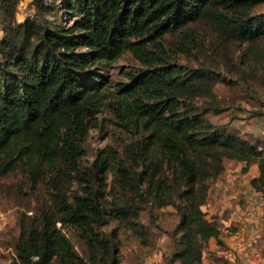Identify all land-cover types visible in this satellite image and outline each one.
<instances>
[{"label": "trees", "instance_id": "obj_1", "mask_svg": "<svg viewBox=\"0 0 264 264\" xmlns=\"http://www.w3.org/2000/svg\"><path fill=\"white\" fill-rule=\"evenodd\" d=\"M22 1L0 0V178L19 173L29 189L43 192L20 214L17 257L23 264H52L55 258L83 264L61 222L103 250L101 264H122L120 249L147 242L139 216L149 195L160 206L177 208L172 260L205 264L210 240L220 243L222 233L216 216L204 210L210 185L228 158L244 162V171L257 164L259 175L250 183L262 190L264 136L250 141L210 122L207 109H219L215 86L227 80L205 63H173L164 39L179 35L176 52L190 54L208 45L196 28L205 25L215 35L208 45L215 61H232V46L246 44L244 81H264V13L255 12L264 0H30L43 14L68 13L67 24L58 16L19 20ZM126 52L144 68L123 87V101L148 134L127 149L131 166L115 169L114 184L132 194L112 201L110 214L123 232L116 228L102 238L111 166L103 151L90 168L82 169L80 161L106 83L95 71ZM199 98L208 101L200 106ZM74 180L79 191L71 195Z\"/></svg>", "mask_w": 264, "mask_h": 264}, {"label": "rangeland", "instance_id": "obj_2", "mask_svg": "<svg viewBox=\"0 0 264 264\" xmlns=\"http://www.w3.org/2000/svg\"><path fill=\"white\" fill-rule=\"evenodd\" d=\"M255 12L264 13V1L256 7ZM56 16L63 24L70 21L69 14L64 11L44 14L39 12L30 0L22 1L18 13V19L21 21L26 17L55 20ZM196 28L200 29L201 39L208 45L214 40V32L205 25H197ZM3 35L4 30L0 28V38ZM178 38L179 35L169 34L164 39L166 48L172 54L173 63L193 67H199L205 63L207 67L218 71L227 80L215 86L219 109H207L206 118L213 124L235 131L250 141L262 138L264 136V81L258 80L250 84V87L244 81V66L241 59L246 44H234L231 48L233 60L224 62L215 61L209 55L208 45L202 49H195L190 54L176 52L175 43ZM142 68H144L143 64L132 53L126 52L111 65L95 71L99 70L98 72L106 78V83L102 89L103 99L94 107L95 113L91 118L90 132L84 142L86 153L80 161V166L82 169L92 167L101 151L104 152L103 156L107 155L108 164L111 166L107 178L108 196L104 202L106 223L98 229L102 238L110 236L116 228L117 233L123 232V226L118 227L119 221L114 217V213L110 214L113 210L112 201L116 199L115 197L122 200L130 199L132 194L130 190L118 188L114 184L115 169L120 164L131 166L132 161L127 156V149L142 141L148 134L141 121L133 115L129 105L123 101L126 95L123 87L129 86L133 82L132 76L139 74ZM250 81L248 80L249 83ZM206 101L208 99L199 98L196 104L201 106L202 102ZM224 164V172L210 185L204 210L209 215L214 212V207L218 204L226 208L236 204L240 207H237V214H234L237 218L232 219V222L238 227L239 221L245 215L241 205V202L244 203L243 195L248 186V178H251L255 169L251 167L250 173H244V162L228 158L224 159ZM137 170H141V167H137ZM166 175L171 176L168 169ZM227 176H231L234 180L232 188L225 186ZM23 178L24 176L19 173L0 178V264H23L15 250V242L20 234V214L27 210L29 205L34 206L36 197L43 192H33L26 186V182H23ZM70 186L71 195L79 191L77 180H74ZM41 188L45 189L44 183L41 184ZM142 190H147V184L142 187ZM146 198L147 200L141 204L143 208L139 222L147 232V242L141 244V241H133L120 249L121 262L122 264H179L171 257L174 247L171 232L179 221L177 208L173 204L160 206L149 195ZM138 203H141L140 200ZM229 208H227L228 213L232 215L234 211ZM27 214L33 215V210L29 208ZM57 225L75 245V254L83 264H101L106 256L103 250L97 251L89 245L86 238L82 237V232L76 227L65 226L61 222ZM260 246L264 250V242ZM213 257L216 261L218 260L217 264H227L223 261L228 259L225 256L213 255ZM245 258L250 257L247 255ZM52 264L64 263L55 258Z\"/></svg>", "mask_w": 264, "mask_h": 264}, {"label": "built area", "instance_id": "obj_3", "mask_svg": "<svg viewBox=\"0 0 264 264\" xmlns=\"http://www.w3.org/2000/svg\"><path fill=\"white\" fill-rule=\"evenodd\" d=\"M234 180L227 176L225 186L232 188ZM244 216L239 221L235 235L242 248L250 258L247 264H264V250L260 246L264 232V187L262 190L253 189L243 195Z\"/></svg>", "mask_w": 264, "mask_h": 264}, {"label": "crops", "instance_id": "obj_4", "mask_svg": "<svg viewBox=\"0 0 264 264\" xmlns=\"http://www.w3.org/2000/svg\"><path fill=\"white\" fill-rule=\"evenodd\" d=\"M251 167L254 168L255 170L252 172L251 178H248V186L246 187V191L244 190L245 193L252 192L253 187L250 181L253 177H256L259 175V168L257 164L251 165L247 171H244V173H247V174L250 173V171H252ZM243 204L244 203L241 202L242 206H244ZM237 207H240V206H236L235 204V205L230 206V208L227 207L234 211L233 213H231L232 215H230L228 213L227 208L224 207V205L220 207V205L218 204L217 206L214 207V212H212V214H209V216L211 215L216 216V218L218 219V222L222 226V233L220 236V239H221L220 243H218L216 239L210 240L208 247L204 251V263L205 264L219 263L218 260L216 261L213 255L217 257L218 255L222 257L225 256L226 258L229 259V260L223 259V261L227 262V264H243V262H247V260H249L248 258H245L247 254H245L239 239L235 235V232L238 229L237 224L232 222L233 221L232 219L237 218V216L234 215V214H237V210H236L238 209ZM205 208L206 206H204V209ZM232 223H234L235 225L234 224L232 225ZM262 242H264V239L261 241V243Z\"/></svg>", "mask_w": 264, "mask_h": 264}]
</instances>
